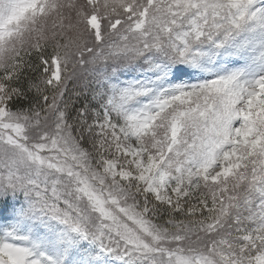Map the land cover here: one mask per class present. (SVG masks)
I'll list each match as a JSON object with an SVG mask.
<instances>
[{
  "label": "snow or ice",
  "instance_id": "obj_1",
  "mask_svg": "<svg viewBox=\"0 0 264 264\" xmlns=\"http://www.w3.org/2000/svg\"><path fill=\"white\" fill-rule=\"evenodd\" d=\"M0 264H264V0H0Z\"/></svg>",
  "mask_w": 264,
  "mask_h": 264
}]
</instances>
